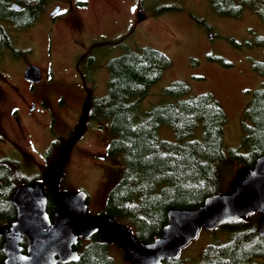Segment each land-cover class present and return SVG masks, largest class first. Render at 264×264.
Segmentation results:
<instances>
[{"label":"rangeland","instance_id":"rangeland-1","mask_svg":"<svg viewBox=\"0 0 264 264\" xmlns=\"http://www.w3.org/2000/svg\"><path fill=\"white\" fill-rule=\"evenodd\" d=\"M90 1L89 11L81 17L79 33L68 26L60 25L54 34L53 52L58 86L60 90L71 93V97L66 99V106L59 109L56 128L48 134L40 124H28L22 132L13 124L11 127H3L9 138L26 152L23 164L15 162L24 169L29 181L40 182L48 187L55 178L58 166L47 167L44 161L49 143L55 135L66 137V142L70 144L60 171L59 190L67 194L85 190L91 197H96L97 190L104 182L108 185L117 180L122 162L119 158L108 159L102 156L109 139L115 138L110 131V122H88L84 97L97 98L106 95L109 77L107 63L126 49H155L165 54L171 62V67L163 72L159 81L140 102L141 113L165 104L169 99L164 90L175 82H181L188 87L190 96L211 94L216 98L226 115V124L223 127L224 149H238L240 154L247 153L242 145V125L246 121L244 112L254 92L264 86V77L253 68L255 63H264V48L258 44L260 38H264V22L257 15L245 9L237 18L220 16L212 10L209 0H143L141 7L144 6L145 11L141 10L139 14L143 15L146 22L137 29L136 26L128 25L127 12L122 17L132 0ZM44 11L36 21L37 30L25 37L27 42L20 43L23 50L33 48L35 53L29 60L43 71L47 61L42 54L46 45L42 32L46 29ZM139 14L136 16L137 22ZM9 34L14 43L18 38L22 39L14 31ZM122 34L128 37L123 47L93 49L97 38H105L100 41H110L107 39L113 37L124 39ZM78 38L83 40V49L90 50L89 55L94 59L91 66L86 65L84 60L78 67L81 78L76 77L71 69L74 42ZM9 56L7 53L0 56V67H3L0 70L9 75V80L20 96L26 97V85L20 81L18 74L23 63H10ZM5 89V98L0 100L2 124H8V106L16 102L17 95L10 89ZM56 101L57 94L52 93L50 103L56 106ZM101 126L105 129L108 127V132H103ZM200 135L198 131L194 136ZM158 136L165 141L174 140L172 130L166 126L159 129ZM3 151L10 150L0 144V156L5 155ZM104 169H108L107 172ZM247 172L239 164L224 167L221 172L223 185L219 194L230 193L232 184L242 180ZM93 201L97 203V199ZM91 207L95 209L93 204ZM92 212L89 210L88 214L92 215ZM251 216L258 220L257 214ZM231 234L221 230H201L197 239L181 250L178 258L182 264H198L207 246L225 244L230 241ZM110 255L114 264H128L123 260L121 251L112 248ZM257 260L264 264L263 259Z\"/></svg>","mask_w":264,"mask_h":264},{"label":"trees","instance_id":"trees-1","mask_svg":"<svg viewBox=\"0 0 264 264\" xmlns=\"http://www.w3.org/2000/svg\"><path fill=\"white\" fill-rule=\"evenodd\" d=\"M49 1L0 0V56L14 44L9 32L33 24ZM210 5L216 14L233 18L248 9L264 22V0H210ZM121 41H98L93 49L119 47ZM258 44L264 48V38ZM170 67L168 57L155 49L127 50L107 65L105 97L86 107L88 120L110 122L115 138L107 153L122 162L105 209L142 242L162 235L168 210L194 209L207 197L219 194L224 167L239 164L248 171L264 156V86L254 92L244 112L242 145L246 154L224 149L226 115L216 98L211 94L190 96L181 82L164 90L169 99L165 104L141 113L140 102ZM253 68L264 77V63H255ZM162 126L172 130L173 141L158 136ZM198 131L201 135L195 137ZM66 148L60 137L50 144L45 154L48 167L62 166ZM28 181L21 165L0 160V228L15 219L12 196ZM257 222L250 215L215 229L231 232V239L207 246L198 264H260L257 259L264 260V237L258 235ZM1 245L0 236V264ZM76 264H111V260L105 248L91 245ZM165 264L182 263L178 258Z\"/></svg>","mask_w":264,"mask_h":264},{"label":"water","instance_id":"water-1","mask_svg":"<svg viewBox=\"0 0 264 264\" xmlns=\"http://www.w3.org/2000/svg\"><path fill=\"white\" fill-rule=\"evenodd\" d=\"M138 18L143 20L144 17L139 14ZM25 79L38 82L39 70L29 66ZM56 179L52 186L55 211L50 214L42 183L34 182L16 189L11 201L15 219L0 228L1 264L75 263L80 258L75 249L78 238H89L96 233L105 243L123 248L124 260L131 264H165L178 259L181 250L196 240L201 230L214 231L252 214L259 216L257 231L264 237V156L242 180L232 184L230 193L209 196L194 209L168 210L162 235L151 242L138 240L129 227L118 223L111 215L89 218L86 194L58 192Z\"/></svg>","mask_w":264,"mask_h":264},{"label":"flooded vegetation","instance_id":"flooded-vegetation-1","mask_svg":"<svg viewBox=\"0 0 264 264\" xmlns=\"http://www.w3.org/2000/svg\"><path fill=\"white\" fill-rule=\"evenodd\" d=\"M155 1L159 2L160 0H155ZM141 3H143V0H132L131 5H128L126 11H124L122 14V17H125V13L127 12L126 19H127V22L129 20L128 25L130 27L136 26V28L138 29L140 25H143L146 22L145 18L143 20H138V22L136 21L137 14H139L141 10L145 11V7L144 6L141 7ZM209 3H210V0H209ZM90 7H91L90 0H50L49 1L47 6L45 7L46 10L44 11V22L46 23V29L42 31L43 38L46 41V45H45V48L42 50V54L47 59L46 68L44 71L40 67H38L35 63L29 60V58L34 56L35 51L33 50V48H27L26 50H23L20 44L21 42H27L25 40V37L28 35H31V33L37 30L36 29L37 20L33 24L29 25L28 27L15 31L16 34L18 33L22 39L18 38L16 42L12 45V47L9 48V50L6 53L8 55L10 54L9 56L11 57L10 63H13V62H14L13 64H18L19 62L23 63L18 74H19L20 81L24 85H26L28 94L26 97L20 96L14 84L11 83V81L9 80V75L0 70V100L2 99L4 100L5 98V94H6L5 88H7L8 90L10 89L11 92L17 94L16 102L13 105L8 106V110H7V119L9 120L8 124H4V123L2 124L3 114L0 112V144L7 146L8 149L10 150L8 152L3 151L5 155L0 156V157L2 158L1 160L6 161L7 164L11 165L12 163H17L15 161H18L19 164H23L22 162L25 161L24 159L26 157V152L23 151V149L21 148L20 145L17 144V142H14V140L9 138L5 130H3V127H5L6 125L11 127V125L13 124L17 128V130H20L22 132L24 127L27 126L28 124H31V123L40 124L42 125L43 130L46 131L48 134L52 133L54 128H56V124L58 121V115H59V109L62 108L63 106H66V99L71 97V93L65 90H60L61 88L58 86L57 69H55L56 67L54 63L55 56L53 52L54 34L60 25L68 26L73 31L79 33L80 32L79 24H81V17L89 11ZM23 35H24V38H23ZM122 35L125 37L124 39L123 37H117V38L113 37L112 39L110 38L107 40L113 41V40L121 39L122 40L121 42H123L121 44V47H123V44L127 43L128 37H126V35L124 34ZM100 39H105V38L100 37V38H97L95 41L98 42L100 41ZM74 43H75L74 44L75 52H74V57H73L74 61L72 63L71 69H72V73L76 77H80L78 67L82 64L84 60H85V64L90 66L91 65L90 62H92L94 59L91 55H89L90 50L83 49L85 45L81 38L80 39L78 38ZM28 47H31V46H28ZM127 50L128 49H126V51ZM123 54L124 53H122L120 56H122ZM120 56H117L112 59L119 58ZM29 66H34L39 70L40 79L38 82H30L25 79V70ZM0 69H3V67L1 66ZM106 86L108 90V80H107ZM52 93L57 94L56 106L50 103V96ZM103 97L105 96L97 97V98L84 97V101L86 103L85 106L87 107V105H89V103L92 100L101 99ZM88 122H91V120H88ZM102 130L103 132L104 130L108 132V127L106 129L105 127H102ZM71 133L69 137H71ZM57 137L61 138L63 145H66L67 148L70 146V144L66 142V137L58 136V135H55L54 139L50 141L49 146L51 143H53L57 139ZM75 140H76V136H75L74 141ZM74 141H72V143H74ZM110 142L111 140L109 139L108 144H106L104 152L102 153V156H105L108 159H112L107 153ZM67 148L65 151H67ZM9 155L12 156V158H10ZM44 161H45V158H44ZM64 161H65V158L63 162H61L62 166L60 165L57 167V171H56L57 174L55 175V178H54L56 179L58 175L56 179L57 180L56 190L58 192H63L59 190L58 188V182H59L58 180L61 176V173L58 174V172L61 171V169L63 168ZM107 170L108 169H104V172H107ZM28 182L29 183H26L23 185H32L34 183V181H31V180ZM43 186H44V193L47 199V211L49 210L48 213L50 214L53 211H55V207L53 204V196H52L53 181L50 186L48 187H46L45 185ZM112 187H113V184L109 183L107 185V183L104 182V184L97 190L98 194L96 197H91V195L87 193L85 190H78L72 194H76L78 192H84L86 194L87 196V201H86L87 216L89 218L91 219L104 218L106 215H108L105 209V202L107 199V194L111 190ZM95 199H97V203L93 201ZM91 204L94 205L95 207L94 210L91 207ZM50 206H52V209H50ZM89 210L93 211L92 215L88 214ZM91 245H95V246L99 245L105 248V251L108 253V258L111 260V264H114V260L112 256L110 255V250L112 248L118 251H121L123 255V260H124V255H125L124 249L118 247V245L115 243H111V244L105 243L101 239L99 233H96L89 238H83V237L78 238L75 249L78 251L80 258L82 257V254L85 252V250L89 248ZM22 246L25 247V243H23ZM78 262L68 263V264H76ZM125 262L128 264H131L130 262H127V261Z\"/></svg>","mask_w":264,"mask_h":264}]
</instances>
